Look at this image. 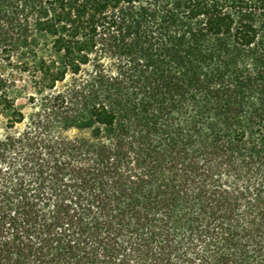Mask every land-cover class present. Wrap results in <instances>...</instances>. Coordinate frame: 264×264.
<instances>
[{
	"label": "trees",
	"instance_id": "1",
	"mask_svg": "<svg viewBox=\"0 0 264 264\" xmlns=\"http://www.w3.org/2000/svg\"><path fill=\"white\" fill-rule=\"evenodd\" d=\"M0 68V264H264V0H0Z\"/></svg>",
	"mask_w": 264,
	"mask_h": 264
},
{
	"label": "rangeland",
	"instance_id": "2",
	"mask_svg": "<svg viewBox=\"0 0 264 264\" xmlns=\"http://www.w3.org/2000/svg\"><path fill=\"white\" fill-rule=\"evenodd\" d=\"M0 70H2V68H0ZM28 96L26 94H23L22 96L19 97L18 99V104L21 108H23V110L26 113H30L33 111V107L32 104L29 102L28 100ZM23 124L18 125V128H23ZM6 132V119L5 118H1L0 119V138L4 135V133Z\"/></svg>",
	"mask_w": 264,
	"mask_h": 264
}]
</instances>
